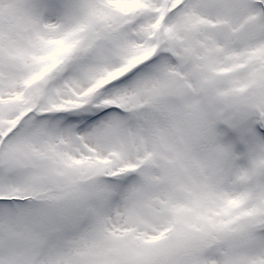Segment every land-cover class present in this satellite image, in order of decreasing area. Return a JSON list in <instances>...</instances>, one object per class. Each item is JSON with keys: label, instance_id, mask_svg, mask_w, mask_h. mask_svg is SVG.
Instances as JSON below:
<instances>
[{"label": "snow or ice", "instance_id": "snow-or-ice-1", "mask_svg": "<svg viewBox=\"0 0 264 264\" xmlns=\"http://www.w3.org/2000/svg\"><path fill=\"white\" fill-rule=\"evenodd\" d=\"M0 264H264V0H0Z\"/></svg>", "mask_w": 264, "mask_h": 264}]
</instances>
